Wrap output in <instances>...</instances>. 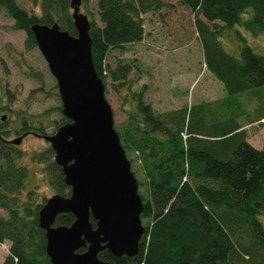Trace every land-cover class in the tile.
I'll return each instance as SVG.
<instances>
[{
  "label": "trees",
  "instance_id": "16d2710c",
  "mask_svg": "<svg viewBox=\"0 0 264 264\" xmlns=\"http://www.w3.org/2000/svg\"><path fill=\"white\" fill-rule=\"evenodd\" d=\"M175 1L193 14L206 69L223 84L228 97L264 87V55L256 54L237 31L264 32V0ZM170 6L166 0H96L100 25L89 20L97 75L105 88L110 85L117 92L128 85L131 99L124 102L132 104V111L119 128L114 127L125 153H132L139 163L146 187V196L139 193L145 234L138 256L116 258L105 250L98 258L112 264H264V227L259 220L264 216V149L248 143L237 121L243 112L234 116L229 112L218 122L192 127L187 109L160 115L145 101L144 89L131 91L130 75L139 70L135 64L106 63L112 51L142 43L145 16H158ZM69 10L70 0H43L41 15L29 13L18 0H0V12L13 21L11 29L25 33L27 50L36 47L34 25L58 23L75 36ZM230 31L243 41L239 58L218 41ZM7 108L0 97V111ZM18 114L16 129L9 126L7 116L5 121L0 117V244L9 243L2 264H50L38 224L46 199L38 202L34 190L27 189L25 154L8 143L25 133L47 135L43 126L33 127L28 115ZM258 115L249 124L264 118V112ZM66 123L62 115L53 134ZM32 161L42 165L54 194L69 195L51 148L35 153ZM131 170L134 173L132 165ZM73 221L71 214H62L55 226Z\"/></svg>",
  "mask_w": 264,
  "mask_h": 264
},
{
  "label": "rangeland",
  "instance_id": "374dc122",
  "mask_svg": "<svg viewBox=\"0 0 264 264\" xmlns=\"http://www.w3.org/2000/svg\"><path fill=\"white\" fill-rule=\"evenodd\" d=\"M18 2L29 13L42 14L43 0ZM166 2L171 6L163 9L160 15L144 17L145 36L142 43L126 46L121 52L112 51L106 63L111 67L118 61L135 64L139 70H134L130 75L131 91L144 89L145 101L160 115L187 109L190 111L187 115L192 127H198L200 123L206 126L218 122L229 112L233 116L243 112L237 121L246 131L248 141L264 149V118L250 124L248 121L264 112V87L228 97L223 84L206 69L193 14L175 0ZM80 12L100 25L96 15V0H82ZM206 24L210 31H214L212 24ZM12 25L13 21L0 12V97L2 106L8 107L0 111V117L7 116L9 126L16 129L19 127L18 112L19 117L28 115L34 128L41 125L45 134L51 136L55 131L54 124L59 123L62 116L56 80L37 47L27 50L25 33L13 31ZM237 29L247 46L256 54L264 55V32L251 34ZM220 37L218 41L223 49L239 58L243 41L235 32L222 33ZM127 89L128 85L118 92L110 85L105 88V98L112 109L114 126L117 128L127 120L128 112L132 111V104L124 102V99H131ZM18 148L24 152L23 163L29 169L27 189H33L37 201L41 203L53 196L54 191L43 175L42 165L33 162L32 156L49 149L50 145L40 137L28 135ZM126 157L132 160L133 174L142 183L138 192L146 196V187L143 186L145 180L139 163L132 153H127ZM259 220L264 227V216H260ZM8 248L9 243L0 244V262Z\"/></svg>",
  "mask_w": 264,
  "mask_h": 264
},
{
  "label": "water",
  "instance_id": "95a60500",
  "mask_svg": "<svg viewBox=\"0 0 264 264\" xmlns=\"http://www.w3.org/2000/svg\"><path fill=\"white\" fill-rule=\"evenodd\" d=\"M81 4L82 0H70L75 36L58 23L31 27L36 47L56 80L61 114L68 120L51 136L30 133L49 143L70 189L67 197L47 198L38 213L50 264H112L98 258L105 250L116 258H134L145 234L138 182L94 68L90 22L80 12ZM28 135L8 143L19 146ZM62 214H71L73 223L55 226Z\"/></svg>",
  "mask_w": 264,
  "mask_h": 264
},
{
  "label": "crops",
  "instance_id": "0c3cea01",
  "mask_svg": "<svg viewBox=\"0 0 264 264\" xmlns=\"http://www.w3.org/2000/svg\"><path fill=\"white\" fill-rule=\"evenodd\" d=\"M261 121H262V120H261ZM247 141H248V139H247ZM248 143L251 144L249 141H248ZM252 146H253L254 148L258 149V150H259V149H262V148H260V147H256V146H254V145H252ZM6 253L8 254V249L6 250ZM7 254L4 255V257L2 258L3 260H1L0 264L3 263V261H4L5 257L7 256Z\"/></svg>",
  "mask_w": 264,
  "mask_h": 264
}]
</instances>
